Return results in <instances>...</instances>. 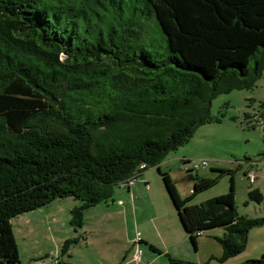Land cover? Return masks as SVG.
I'll return each mask as SVG.
<instances>
[{
    "label": "trees",
    "instance_id": "obj_1",
    "mask_svg": "<svg viewBox=\"0 0 264 264\" xmlns=\"http://www.w3.org/2000/svg\"><path fill=\"white\" fill-rule=\"evenodd\" d=\"M263 77L264 0H0V264H22L13 218L72 197L81 204L71 225L81 228L114 186L151 167L195 247L224 228L220 261L244 253L264 219L239 215L233 171L191 174L192 197L224 175L232 185L188 206L161 164L221 121L218 96ZM243 264H264V254Z\"/></svg>",
    "mask_w": 264,
    "mask_h": 264
},
{
    "label": "rangeland",
    "instance_id": "obj_2",
    "mask_svg": "<svg viewBox=\"0 0 264 264\" xmlns=\"http://www.w3.org/2000/svg\"><path fill=\"white\" fill-rule=\"evenodd\" d=\"M154 30L159 29L154 27ZM212 114L221 121L200 127L189 143L168 155L161 171L170 174L182 199L192 197L191 174L216 179L220 175L216 170L233 171L239 215L264 219V200L257 203L250 199L254 190L264 197V77L253 89L218 96L212 103ZM250 171L256 173L255 183L249 179ZM232 175H224L212 188L193 196L187 205L200 206L228 194ZM80 204L72 197L57 199L12 219L22 264H41L42 261L31 258L36 249L51 250L53 238L59 246L60 240L65 243L77 239L69 248L77 263L79 259L96 257L95 251L99 257L111 255L112 260H119L124 253L126 257L124 250L129 248L136 253L131 264H179L172 259L192 264H243L264 254V226L250 232L244 253L225 263L220 261L223 247L216 240L223 237L224 228L204 232L195 247L157 167L138 174L132 185L114 186L112 198L87 210L84 226L75 229L71 225V212ZM54 258L45 261L56 264Z\"/></svg>",
    "mask_w": 264,
    "mask_h": 264
},
{
    "label": "crops",
    "instance_id": "obj_3",
    "mask_svg": "<svg viewBox=\"0 0 264 264\" xmlns=\"http://www.w3.org/2000/svg\"><path fill=\"white\" fill-rule=\"evenodd\" d=\"M51 243L53 244V248L51 250L48 248H44L40 250L36 249L37 251L33 254L31 258L32 261L33 259H35V261L37 262L42 261L41 264H55L49 261H45L47 259L51 260L55 257L54 259L57 258L55 260L56 264H131L132 262H134L135 259L134 255H136V253L134 254V250L132 248H129L128 250H124L127 253L126 257H124L125 256L124 253L119 260L117 258H114V260H112L111 255H108L107 257L106 256L99 257V252L97 253V251H95L96 257H93L91 260L79 259L80 261H78L77 263V259L74 258L70 253L71 248L70 250H68L67 254L62 253L64 240H60V246L58 241L54 240V238L51 241ZM85 247L86 249H89L88 246ZM101 255H104V253H102ZM181 261H185V260H181Z\"/></svg>",
    "mask_w": 264,
    "mask_h": 264
},
{
    "label": "built area",
    "instance_id": "obj_4",
    "mask_svg": "<svg viewBox=\"0 0 264 264\" xmlns=\"http://www.w3.org/2000/svg\"><path fill=\"white\" fill-rule=\"evenodd\" d=\"M203 165L206 166L207 164L204 163ZM248 176H249V179H250L251 183H255L256 182V173L254 171H250ZM132 184H133V179L123 183L122 185L126 186V185H132ZM138 258L140 259V255H139Z\"/></svg>",
    "mask_w": 264,
    "mask_h": 264
}]
</instances>
